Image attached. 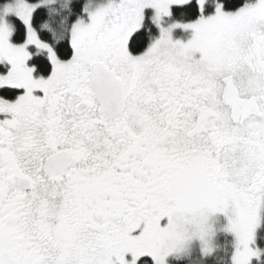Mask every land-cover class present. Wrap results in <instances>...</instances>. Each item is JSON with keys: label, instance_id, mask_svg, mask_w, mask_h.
<instances>
[{"label": "snow or ice", "instance_id": "obj_1", "mask_svg": "<svg viewBox=\"0 0 264 264\" xmlns=\"http://www.w3.org/2000/svg\"><path fill=\"white\" fill-rule=\"evenodd\" d=\"M13 3H0L20 41L0 34V264H165L178 225L216 213L232 264H264V0H75L55 44L32 27L43 5Z\"/></svg>", "mask_w": 264, "mask_h": 264}, {"label": "rangeland", "instance_id": "obj_2", "mask_svg": "<svg viewBox=\"0 0 264 264\" xmlns=\"http://www.w3.org/2000/svg\"><path fill=\"white\" fill-rule=\"evenodd\" d=\"M64 1L66 0H39L38 2L28 3L30 5L39 4L48 6L58 2L63 3ZM98 2L103 3L104 0H98ZM21 3H23V0H14L13 7L15 8ZM87 3L92 6L95 5L96 0H87ZM11 17L15 16L8 15L6 17L2 12H0V34H8L6 36V40H11L13 34ZM173 22H175V20H171L170 17H164L161 20V24L165 27ZM47 26L48 23L43 24L44 28ZM170 35L174 41L180 40L185 42L191 38V31L175 28L171 31ZM158 36L159 29L155 37ZM33 49L35 53L38 52L36 48ZM226 225L227 220L222 213L210 214L201 224H197L192 221L181 222L177 227L176 233L166 244L168 254L164 258L165 264H173L172 261H180L191 257H193V259L194 257L195 259H201L209 256L216 252L220 237L224 235L230 236L234 245L235 241L233 235L225 231Z\"/></svg>", "mask_w": 264, "mask_h": 264}, {"label": "trees", "instance_id": "obj_3", "mask_svg": "<svg viewBox=\"0 0 264 264\" xmlns=\"http://www.w3.org/2000/svg\"><path fill=\"white\" fill-rule=\"evenodd\" d=\"M39 0H28L30 3L38 2ZM4 0H0V3H3ZM75 0H66L63 3H54L52 5L44 6V13L39 18L37 22H35L32 27L35 29L37 33L41 34V39L44 38L43 34H47V39L50 43H58L62 42L64 38L67 36L68 27L71 22V19L74 18L75 9L73 8ZM81 4L85 2V0H80ZM244 0H227V6L230 8L239 7ZM210 10V9H209ZM147 14L150 15V10L146 11ZM196 12L194 9H191L187 12H181L179 10H174L171 20L180 21V22H189L195 20ZM11 22L13 25V34L12 38L15 36V26L16 21L15 17H11ZM48 23L47 27H43V24ZM147 31L151 33L153 37L157 35L158 29L155 24L149 20L147 24ZM14 44L20 43V41L12 39ZM33 53V59H35L36 54L34 49H31ZM43 55V53H40ZM10 92H8L9 94ZM256 245L261 248H264V227L258 229L256 233ZM233 241L230 236L224 235L220 237L219 245L213 254L203 257L201 259H193V257L189 259H183L180 261H172L173 264H232L231 257L233 255ZM253 264H256L255 260Z\"/></svg>", "mask_w": 264, "mask_h": 264}, {"label": "flooded vegetation", "instance_id": "obj_4", "mask_svg": "<svg viewBox=\"0 0 264 264\" xmlns=\"http://www.w3.org/2000/svg\"><path fill=\"white\" fill-rule=\"evenodd\" d=\"M19 92H22V89H18V90H13L11 91L9 94L8 93H5L6 95V98L9 99V100H14L16 95L19 93Z\"/></svg>", "mask_w": 264, "mask_h": 264}]
</instances>
